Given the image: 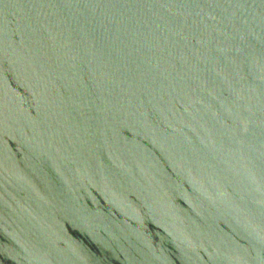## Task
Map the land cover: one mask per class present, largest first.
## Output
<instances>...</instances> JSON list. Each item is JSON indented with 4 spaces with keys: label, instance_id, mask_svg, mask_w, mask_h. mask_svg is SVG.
Masks as SVG:
<instances>
[{
    "label": "water",
    "instance_id": "water-1",
    "mask_svg": "<svg viewBox=\"0 0 264 264\" xmlns=\"http://www.w3.org/2000/svg\"><path fill=\"white\" fill-rule=\"evenodd\" d=\"M0 264H264V0H0Z\"/></svg>",
    "mask_w": 264,
    "mask_h": 264
}]
</instances>
